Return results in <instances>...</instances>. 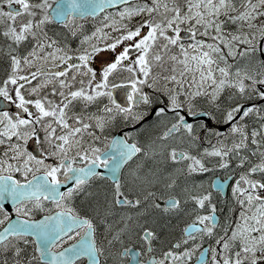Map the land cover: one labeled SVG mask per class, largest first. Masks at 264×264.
Masks as SVG:
<instances>
[{
	"label": "snow or ice",
	"instance_id": "1",
	"mask_svg": "<svg viewBox=\"0 0 264 264\" xmlns=\"http://www.w3.org/2000/svg\"><path fill=\"white\" fill-rule=\"evenodd\" d=\"M0 264H264V0H0Z\"/></svg>",
	"mask_w": 264,
	"mask_h": 264
}]
</instances>
